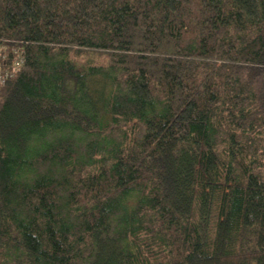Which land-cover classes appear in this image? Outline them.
Here are the masks:
<instances>
[{
    "label": "trees",
    "instance_id": "obj_1",
    "mask_svg": "<svg viewBox=\"0 0 264 264\" xmlns=\"http://www.w3.org/2000/svg\"><path fill=\"white\" fill-rule=\"evenodd\" d=\"M0 48V264H264V0H0Z\"/></svg>",
    "mask_w": 264,
    "mask_h": 264
},
{
    "label": "built area",
    "instance_id": "obj_2",
    "mask_svg": "<svg viewBox=\"0 0 264 264\" xmlns=\"http://www.w3.org/2000/svg\"><path fill=\"white\" fill-rule=\"evenodd\" d=\"M4 51V49L0 48V59L1 60H6L7 57L5 54H2ZM21 65V61H20V55L19 53L15 50L13 52V58L11 59V61L9 62L8 67H6L5 69H1L0 67V87L3 85V83L5 82V78L12 76L14 73H16L17 71H19L20 66ZM12 69V70H9ZM2 71H4V73H2Z\"/></svg>",
    "mask_w": 264,
    "mask_h": 264
}]
</instances>
